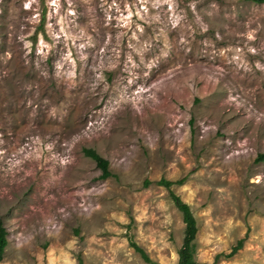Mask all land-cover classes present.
Returning a JSON list of instances; mask_svg holds the SVG:
<instances>
[{"label":"rangeland","instance_id":"rangeland-1","mask_svg":"<svg viewBox=\"0 0 264 264\" xmlns=\"http://www.w3.org/2000/svg\"><path fill=\"white\" fill-rule=\"evenodd\" d=\"M261 156L264 0H0L1 264H176L162 178L198 262L264 264Z\"/></svg>","mask_w":264,"mask_h":264},{"label":"trees","instance_id":"trees-1","mask_svg":"<svg viewBox=\"0 0 264 264\" xmlns=\"http://www.w3.org/2000/svg\"><path fill=\"white\" fill-rule=\"evenodd\" d=\"M84 154L90 158H92L96 166L100 169L101 174L100 178L105 179L109 176H111V172L109 170V163L108 160L105 159L104 157L100 156L95 150L91 148H85L83 150ZM264 157V156H261ZM185 181V178H181L177 181H171L167 179H160L156 181V184L163 186L166 188L169 192L170 198L172 199L175 207L179 210V212L182 215V221L185 225L184 227V235H183V240H182V245L180 246L179 250L177 251V263L176 264H208V263H200L195 259V237L196 233L198 231L197 223L195 216L193 215V212L189 205L184 202L179 195H177L172 189L171 186L173 184H182ZM144 187L148 186L150 184L149 180L144 181ZM7 231L5 228L2 226L0 223V264L3 259V254L5 247L7 245ZM130 245L134 248L136 252H138L142 258L150 262L151 264H159L156 262L151 261L144 250L138 246L137 243L133 242L131 240V237L128 238ZM243 239H239L231 249V251L227 254H224L223 256L225 258L231 257L241 246H242ZM221 254H217L214 258V262L212 264H216L220 258ZM80 264H82L80 262Z\"/></svg>","mask_w":264,"mask_h":264}]
</instances>
